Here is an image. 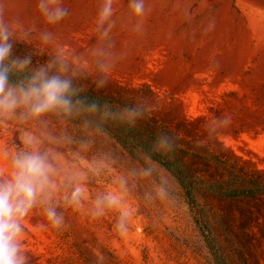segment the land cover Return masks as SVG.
I'll list each match as a JSON object with an SVG mask.
<instances>
[{"label":"rangeland","instance_id":"1","mask_svg":"<svg viewBox=\"0 0 264 264\" xmlns=\"http://www.w3.org/2000/svg\"><path fill=\"white\" fill-rule=\"evenodd\" d=\"M7 2L9 19L19 17L26 25L46 27L35 7L37 0ZM145 2L142 34L131 31L128 0L115 4L113 39L127 55L108 82H147L163 101V118L184 120L191 140L224 154L234 153L249 167L264 170V0ZM64 3L69 16L52 30L58 41L84 53L96 42L97 0ZM13 50L20 57L28 53L49 59L48 51H38L27 41H15ZM87 75L94 80L93 74ZM223 116H230L231 123L208 139L204 125ZM49 119L54 133L67 131L77 139L81 135L76 125ZM20 130L11 122L0 128V147L8 152L21 147ZM101 153L111 154L113 174L92 180L89 195L112 187L113 175L125 177L127 231L121 235L113 230L118 212L93 220L71 209H60L65 217L62 230L41 229L38 225L47 221L34 210L25 220L29 264H59L71 255L74 243L103 264H216L176 178L156 162L135 160L107 138L94 135L85 158ZM148 163L155 165L156 172L149 177L137 175ZM196 165L203 166V162ZM164 176L169 177L166 183H162ZM196 199L199 213L230 264H264L263 198L224 199L200 188Z\"/></svg>","mask_w":264,"mask_h":264},{"label":"clouds","instance_id":"2","mask_svg":"<svg viewBox=\"0 0 264 264\" xmlns=\"http://www.w3.org/2000/svg\"><path fill=\"white\" fill-rule=\"evenodd\" d=\"M116 2L97 0L93 27L96 42L84 53H77L58 41L52 30L69 16L64 0H37L35 7L46 25L39 29L35 23L26 25L19 17L9 19L8 2L0 0V128L11 122L21 129V147L13 152L0 147V264H29L24 246L28 230L25 220L34 210H39L47 221L38 225L41 229L62 230L65 217L60 209H71L83 211L93 220L118 212L113 230L121 235L127 231L126 178L113 175V186L91 197L89 183L112 175L114 160L110 153L90 159L84 154L94 143V134L103 132L105 122L134 126L150 112L152 104L141 99L133 106L114 109L81 96L82 88L74 83L78 77L91 73L96 87H104L127 55L126 50L116 48L113 39ZM146 14L145 0H128L126 15L133 33L144 32ZM17 40L35 44L38 51H48V61L30 67L32 55L13 58ZM13 74L17 77L15 82L10 80ZM50 117L61 123L81 119L87 136L77 139L67 131L54 133ZM230 123V116L207 121V138L214 139ZM177 139L160 133L151 151L169 155L174 152ZM202 146L197 141L196 147ZM154 172L155 165L148 163L136 174L149 177ZM168 180L164 176L162 183Z\"/></svg>","mask_w":264,"mask_h":264},{"label":"trees","instance_id":"3","mask_svg":"<svg viewBox=\"0 0 264 264\" xmlns=\"http://www.w3.org/2000/svg\"><path fill=\"white\" fill-rule=\"evenodd\" d=\"M26 55H32L30 67L47 62L45 57L38 58L34 54L25 53ZM16 56L18 55L13 50L12 57ZM10 80L15 82L16 75L10 76ZM74 83L82 88L81 96L97 101L101 105L107 103L114 109L133 106L141 99L151 102L150 112L134 126L108 121L103 125V132L94 135L107 138L118 149L123 150L135 160L146 158L156 162L176 178L191 209L195 211V222L213 253L215 263L230 264L222 253L218 241L211 235L204 216L199 213L197 191L205 188L215 196L231 200L264 199V170L259 167H249L247 162L242 163L234 153L229 155L218 152L216 149H210L207 147L209 144L202 143V147H196L198 140L190 139V130L184 120L168 121L163 118L165 111L160 110L163 101L158 98V94L147 82L134 85L107 82L104 87L97 88L94 80H90V77L84 74ZM65 121L76 125L74 127L81 134L78 139L87 136L82 128L81 119ZM160 133L178 137L173 153L161 155L151 151V146ZM200 161L203 162V166L196 165V162ZM214 166L216 173L212 169ZM70 247L73 248L71 255L59 264H103L97 257L82 251L78 244H71Z\"/></svg>","mask_w":264,"mask_h":264}]
</instances>
